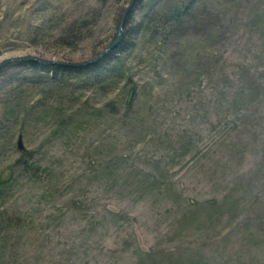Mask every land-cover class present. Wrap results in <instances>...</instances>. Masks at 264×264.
I'll return each mask as SVG.
<instances>
[{"label":"rangeland","instance_id":"374dc122","mask_svg":"<svg viewBox=\"0 0 264 264\" xmlns=\"http://www.w3.org/2000/svg\"><path fill=\"white\" fill-rule=\"evenodd\" d=\"M129 1L0 0V60L92 58ZM191 1L133 6L110 86L0 67V264H264V0Z\"/></svg>","mask_w":264,"mask_h":264},{"label":"trees","instance_id":"16d2710c","mask_svg":"<svg viewBox=\"0 0 264 264\" xmlns=\"http://www.w3.org/2000/svg\"><path fill=\"white\" fill-rule=\"evenodd\" d=\"M138 1L140 0H135L132 7L127 12L125 19L130 14H132V8ZM189 2H191V4L179 5L174 3V6L172 5L166 8L163 7L159 10H153V12H151V16L147 15V17L150 16L147 23L150 24L153 22L154 26L146 29L152 32L154 35H166L167 33L175 31L177 27L185 24L187 17L191 13L190 8L195 3L191 0H189ZM141 28L140 24H136L135 28H132L133 30L131 33H138ZM70 30L71 28H68V30L63 31V35L66 36ZM128 36L129 35L123 37L122 35L121 39L113 49H111L107 54L102 56L97 61L89 63L87 65H42L39 62L35 61H27L24 62V64L27 65L32 71L42 73V76L40 75V78L42 81L41 83L44 86L43 89H46L45 87H47V89L55 88L56 90L61 91L63 87H65L64 83H68L69 79L80 81V85L82 84V86L86 85L83 83H87L89 81L98 82L100 83V86H110V83L114 84L115 82H117L118 78L124 76V71L122 68V58H120L119 56L125 54L131 47V41L129 40ZM74 83L75 82H72V85H74ZM78 84L74 86H77ZM22 155V159L20 158L17 161L20 167L23 170H30V167L32 169H35L36 166H33V164H31L30 167L27 166V162L24 157L26 156V153L23 152Z\"/></svg>","mask_w":264,"mask_h":264},{"label":"water","instance_id":"95a60500","mask_svg":"<svg viewBox=\"0 0 264 264\" xmlns=\"http://www.w3.org/2000/svg\"><path fill=\"white\" fill-rule=\"evenodd\" d=\"M134 2H135V0H130L129 3L127 4L126 9L124 10V13H123L122 18H121L120 23H119L117 35L115 36L113 41L106 48H104L100 53H98L96 56H94L92 58H89V59H86L83 61H63V60L60 61V60H54V59H41L39 57L32 56V55L13 56V57H9V58L0 60V67L7 64V63H11V62H27V61L39 62L42 65L65 64V65H71V66H82V65H87L89 63L95 62L98 59H100L102 56L107 54L111 49H113L116 46V44L119 42V40L121 39L122 28H123L125 16H126L127 12L130 10V8L132 7ZM18 147L20 149H23V146H22L20 140L18 142Z\"/></svg>","mask_w":264,"mask_h":264}]
</instances>
